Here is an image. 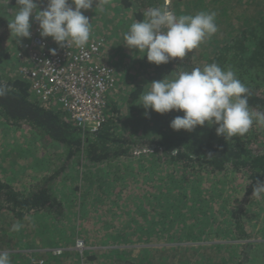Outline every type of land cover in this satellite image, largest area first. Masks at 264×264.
<instances>
[{"label": "trees", "instance_id": "obj_1", "mask_svg": "<svg viewBox=\"0 0 264 264\" xmlns=\"http://www.w3.org/2000/svg\"><path fill=\"white\" fill-rule=\"evenodd\" d=\"M39 1L41 0H35L36 3ZM11 2L18 7L16 0ZM161 2L162 0H144L133 4V0H111V3L107 0L108 4L103 2L102 6L105 14H109L105 10L111 6V19L125 11V16L123 19L119 18L118 22H133L144 19L145 13L153 7L161 6ZM248 3L261 5L255 0H248ZM163 6L170 8L164 3ZM260 7L263 14L258 15V20L239 27L240 30L226 44L218 45L213 52L207 50L199 57L193 50L190 55L172 58L168 63L156 65L149 62L151 70L146 75L148 83L166 75L172 77L182 71L215 62L223 69L231 68L249 88L250 109L264 112V7ZM86 16L91 21L90 12ZM30 23L31 31L38 22L30 17ZM8 33L10 30L3 23V29L0 28V54L5 57L8 55L5 54L2 43ZM103 53L106 62L118 69L119 88L124 93L118 96L116 92L108 95L106 118L97 130L81 129L57 105L36 100L28 81L14 73L16 64L12 65L13 68L5 67V60L1 57L0 84L7 86V92L0 96V125L4 129L29 128L34 142L36 137L42 136L50 144L61 147V158L64 161L62 170L69 166L70 171L73 164L83 165L89 172V168L96 167L100 175L108 176L109 173L113 184L119 177L125 178L129 175L128 172L132 174V170L135 171L138 177L135 181L131 179L128 182L126 192H129V187L134 191L136 185L140 186V190L145 185L146 193L139 199V193L130 192L131 199L139 204L136 209H131L128 202H124L122 206L127 208L124 211L127 214H136L135 218L132 222L127 221L126 225L110 224L107 228L99 226L102 234L109 233V237H105V234L100 239L121 245L157 243L162 246L146 245L147 247L141 248L145 250L144 254L140 251L135 256L127 257L124 264H154L153 254L156 248H164L181 239L200 243L206 239L231 241L229 244L211 241L208 245H202L208 248H218L221 245L229 247L221 249V256L226 257H221L217 263L212 261L213 264H264V197L257 198L253 194L257 182H264V126L254 123L247 134L234 136L231 140L216 135L215 125L202 128L197 126L198 129L192 132L173 130L169 126L170 121L175 116H182V111L167 115L168 112L160 114L149 110L146 117L145 109L138 104L139 96L147 89L138 80L133 81L141 76L138 71L132 72L133 68L130 66L137 60V50L133 48L125 55L119 54L118 58L115 57V63L113 58L116 53H112L105 40ZM125 56H131L132 62ZM14 57L19 65L21 60L16 57V50ZM119 63H122V68L117 67ZM124 66L127 69H123ZM139 68L140 65L137 70ZM129 122L139 123L142 134L137 133L136 128L134 131L133 127L123 126ZM159 122L163 125L155 128ZM129 157L141 158L137 161L138 165L134 163V166L127 168L123 165L124 161L120 160ZM108 169L112 171L108 172ZM77 170L72 173V178L78 183L81 181L78 175L82 171ZM152 180L158 183L154 184L155 188H150L147 184ZM12 182L0 175V210L5 211V216L9 215L10 218H4V214L0 212V248L15 232L13 225L17 222L22 224L29 221L34 225L40 219L42 222L39 221L34 227L35 231L42 232L45 224L49 223L48 219L59 218L69 210L65 206H68L66 197L60 189H68L70 192L76 189L68 186L65 180L56 183L54 176L29 184L28 188H19ZM59 191L62 197L58 195ZM103 194L110 193L106 191ZM138 218L142 220L138 222ZM260 220L262 223L257 229ZM49 234L50 232L47 235ZM41 241L44 247L59 246L50 242L52 238L47 240L43 237ZM15 244L12 242V246L16 247ZM175 246L171 248H178ZM87 254L84 257L88 261L91 257ZM18 255L10 253V256ZM210 258L207 256L208 261ZM10 259L11 264H21ZM39 259H43L45 264L55 262L50 249L43 258L35 257V264H38ZM162 263L163 261L159 262ZM192 263L197 262L189 263L184 260L181 264Z\"/></svg>", "mask_w": 264, "mask_h": 264}, {"label": "rangeland", "instance_id": "obj_2", "mask_svg": "<svg viewBox=\"0 0 264 264\" xmlns=\"http://www.w3.org/2000/svg\"><path fill=\"white\" fill-rule=\"evenodd\" d=\"M108 1L111 3V0ZM140 1L144 0H133V4ZM255 1L260 2L261 5L249 4L248 0H164L163 3L164 5H169L170 9L173 10L177 15H194L199 11L216 12V24L219 26L217 32L201 43L199 47L194 49L195 53L198 54L197 56L200 57V54L203 52H207V50L209 52H213L214 48L218 45L222 46L226 44L233 37V35L240 30L239 27L246 26L258 20L260 17L258 15L263 14L260 6L264 7V0ZM103 2L104 0H97L96 7L94 4L92 8L82 11L84 15H86L87 12H90L92 16L90 21L92 25V33L90 38L104 37L105 40H107L108 46L112 50V53H116L113 58L114 62L116 63L117 60L115 57L118 58L119 54L125 55V53L131 52V49H129L123 43V33L128 30V26L132 22H118L119 18L123 19V16H125V11H122L121 14L118 13L114 19H111V15H109L111 11L110 5L109 8L105 10L106 13L109 14H105L104 11L99 10ZM69 3H71V0H69ZM37 5L38 10H42L44 7H46L47 0H41L37 2ZM16 8L17 6L12 3L11 0H0L1 29H3V23L5 24L6 29L8 28V23L15 14ZM24 42L25 39L23 38H20V42H17V40L11 35V32L8 33L4 42L2 43L4 52H6L5 54H7L8 57L0 54L1 59L5 60V67L10 66L13 68L12 65L14 63L16 64V67L18 66L17 60L14 57V51H17L18 58L19 51L21 50L20 47ZM108 51L110 53L109 49ZM191 53H193V50L187 54L190 55ZM140 55L141 54L138 52V56L136 55L137 60L134 62H132L131 56L125 57L129 58L130 62H132L130 64V66L133 68L132 72L136 73L138 71L141 75L133 81L137 82L138 80V82L143 83L147 89L148 78L146 75L151 70V67L148 66L149 62L147 61L146 55L143 57ZM104 57L106 56L104 55ZM104 63L111 65L109 62H106L105 58ZM121 64L122 63H119V66L117 67L122 68ZM139 65L140 68L137 70ZM123 69H127L126 66H124ZM116 93H118V96L123 95L124 92H122L121 88L118 87ZM140 108H142V106H140ZM174 113L176 112L169 111L167 115H173ZM128 120H130V118ZM162 125L163 123L159 122L155 128H158ZM123 126L133 127L134 131L136 128L138 129L137 133L142 134V132H140L141 128L139 127V123L129 122V124ZM199 128L202 127L199 126ZM36 138V142H34L33 133H31L29 128L9 127L4 129L0 125L1 177L13 181V185L19 188H28L29 184H33L38 181H44L47 177L54 176L56 183H58L59 180H65L68 186H74L76 189H72L73 192H70L68 189L59 188L60 191L63 190V193L66 197L65 199L68 206H65L69 207L67 212H63L59 218L55 219L52 217L51 219H48L47 221L49 223L48 225L45 224L46 227L42 232L35 231L36 228L34 227V225H38L40 222H42L40 219V222L36 221L34 222V225H32L29 221H24L22 223L23 226L19 231L15 230L8 241L6 239L4 240L7 242L3 243L4 245L0 248V251L18 253V256H10V258H12V260L15 262H20L21 264H35L34 258H43L49 249L50 253L54 257V264H124L127 257L135 256L140 251L144 254L145 250L141 249L143 247L162 246H159L160 244L157 243L121 245L120 243L108 241L105 242L103 239H100V237L105 236V234V237H109V233L102 234L99 226L107 228V226H111L110 224L117 226L119 224L126 225L127 221L132 222V219L135 218L136 214L132 215L129 212L127 214L124 212L127 208L122 207L124 206V202H128V205L133 210L138 207V202L136 203L135 199L133 200L129 196L130 192L139 193V199H142L146 193L145 185L141 190L140 186L136 185V189L134 191H132L129 187V192H126V187L129 186L128 182L131 179L132 181H135L138 177L135 171L132 170V174L128 172L129 175H127L125 178L119 177L115 184H113L109 173L108 176L100 175L98 174L99 172H97L96 167L89 168V172L83 165L78 164L77 166L76 164H73V167L70 171H68L69 166L62 170L64 161L61 158V147L50 144L44 140L42 136ZM140 158L141 157H129L120 161H124L123 165L127 166V168H131L134 166V163L138 165L137 161ZM149 160H151V157ZM76 169H78V172L79 170L82 171V173L78 175L81 177V181H78V183L72 178V173ZM109 169L108 172H111L112 170L109 171ZM147 184H149L150 188H155L154 184L158 185L157 181L155 180L149 181ZM165 187L167 188L166 183ZM60 191L58 195L62 197ZM106 191H108L110 194H103ZM104 200H106L105 203L103 202ZM120 202L122 203L119 204ZM139 202L141 203V200ZM0 212L1 214H4V218L10 219L9 215L5 216V211L0 210ZM141 220L142 218H138V222ZM261 223L262 220H260L259 225L256 226L257 229L260 227ZM30 225L31 229H29ZM95 228L96 231H93V233L92 230ZM49 232L50 234L47 235ZM112 234L113 233H111V235ZM43 237H45L47 240L52 238V241L50 242H55L59 246L55 248L49 245L44 247V244L41 241ZM183 240L184 239H181V241L178 242L173 241L172 243L168 244L169 246L164 248H156L158 251L156 252V249L154 250L153 263L159 264L160 261H163L162 264H181L184 260L188 261L189 263L196 261L197 263L195 264H213L212 261L217 263L220 261L221 257H226L221 256V249H229V247L226 245H221L218 248H208L202 245H208L211 243V241L222 244L231 243V241L226 239L216 241L212 239H206L205 241H201V243L185 242ZM12 242H14V244L16 242V247L12 246ZM31 244H36L37 246L32 247ZM171 246L178 248H171ZM129 250L130 253L128 254ZM86 254L87 256L91 257V259H88L89 262L85 258ZM207 256L211 257L209 261L207 260ZM141 257L144 256L141 255ZM43 264H45V261Z\"/></svg>", "mask_w": 264, "mask_h": 264}, {"label": "clouds", "instance_id": "obj_3", "mask_svg": "<svg viewBox=\"0 0 264 264\" xmlns=\"http://www.w3.org/2000/svg\"><path fill=\"white\" fill-rule=\"evenodd\" d=\"M18 7L8 23L13 38L31 37L30 17L38 22L42 38L51 37L63 47L69 42L77 48L88 44L92 25L82 10L97 6V0H47V5L38 10L35 0H16ZM107 3V0H104ZM100 11H104L103 6ZM34 14V15H33ZM215 11H199L196 14L177 15L167 6L151 8L145 18L134 20L123 33V43L129 49L146 55L147 61L160 65L172 58H184L218 30ZM55 54V49H51ZM147 90L139 96V105L145 109L164 114L182 111L169 126L176 131H194L197 126L215 125V133L231 140L244 136L254 123L264 126V112L249 107V88L231 69H223L217 63L194 67L175 76H164L147 84ZM7 86L0 84V96ZM211 155V154H209ZM253 194L264 197V182H257ZM19 222L13 229L22 228ZM0 264H11L10 253L0 251Z\"/></svg>", "mask_w": 264, "mask_h": 264}, {"label": "built area", "instance_id": "obj_4", "mask_svg": "<svg viewBox=\"0 0 264 264\" xmlns=\"http://www.w3.org/2000/svg\"><path fill=\"white\" fill-rule=\"evenodd\" d=\"M24 39L14 73L28 81L34 98L57 105L75 126L97 130L106 118L108 95L119 87L118 70L104 63L103 38H90L83 48L71 42L61 47L51 37L42 38L37 24Z\"/></svg>", "mask_w": 264, "mask_h": 264}, {"label": "crops", "instance_id": "obj_5", "mask_svg": "<svg viewBox=\"0 0 264 264\" xmlns=\"http://www.w3.org/2000/svg\"><path fill=\"white\" fill-rule=\"evenodd\" d=\"M65 114L67 115V113L65 112Z\"/></svg>", "mask_w": 264, "mask_h": 264}]
</instances>
